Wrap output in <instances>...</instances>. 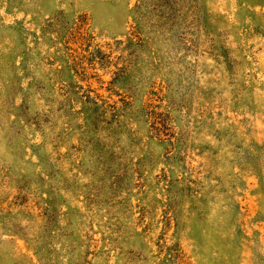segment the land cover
<instances>
[{
	"label": "rangeland",
	"instance_id": "374dc122",
	"mask_svg": "<svg viewBox=\"0 0 264 264\" xmlns=\"http://www.w3.org/2000/svg\"><path fill=\"white\" fill-rule=\"evenodd\" d=\"M0 264H264V0H0Z\"/></svg>",
	"mask_w": 264,
	"mask_h": 264
}]
</instances>
